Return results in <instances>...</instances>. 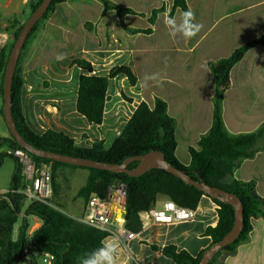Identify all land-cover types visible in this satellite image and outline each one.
<instances>
[{
    "label": "crops",
    "instance_id": "crops-1",
    "mask_svg": "<svg viewBox=\"0 0 264 264\" xmlns=\"http://www.w3.org/2000/svg\"><path fill=\"white\" fill-rule=\"evenodd\" d=\"M38 1L0 0L1 32L9 36L16 33ZM109 1L135 14L120 19L115 10L105 12L101 0H66L56 6L30 41L21 63L25 121L38 135L62 132L78 147L90 148L96 141L110 145L142 102L154 109L159 98L167 103L168 113L176 122L175 155L183 165L189 166L190 148H198L201 137L213 124L216 79L209 64L228 58L264 34V0H186L189 9L195 12L196 22L203 25L200 33L190 40L168 35L164 18L171 11V16L176 18L183 13L179 7L173 10L174 0ZM155 10L158 12L151 22ZM87 24L91 27L87 28ZM128 29L151 31L132 33ZM78 58L92 64L94 76L108 77L112 68L128 66L137 78L135 85L125 74L109 80L101 125L89 123L77 110L79 77L86 73L73 65ZM151 74H157L158 78L145 86L144 77ZM3 105L0 95V108ZM223 119L233 134L252 133L264 124L263 46L249 50L231 70V87L223 98ZM10 137L0 114V138ZM263 145L264 139L255 156L243 160L221 183L254 181L258 194L264 198ZM0 152H10L8 144H3ZM10 161L13 160L5 158L0 165V173L6 165L12 169L7 173V184L0 185V192L10 189L15 168L14 161ZM89 174L84 168L58 166L54 172L51 206L63 212L59 209L63 204L74 212V215L64 214L80 218L86 202L78 192L87 184ZM77 198L83 199V204L76 202ZM166 200L167 197L159 196L154 208L162 207ZM217 209L211 198L203 196L191 221L156 223L143 213L142 229L134 232V238L120 242L107 237L104 244L116 246L115 264H175L163 255L162 249L175 245L197 256L212 243L205 232L218 224ZM21 215L23 218L24 211ZM22 218L14 226L13 240L18 238ZM28 221L31 236L42 223L34 216H29ZM252 226L250 241L241 245L235 255L225 258L223 264H264V218L253 219ZM32 254L37 264L40 257L45 264L46 253L33 248Z\"/></svg>",
    "mask_w": 264,
    "mask_h": 264
},
{
    "label": "trees",
    "instance_id": "trees-1",
    "mask_svg": "<svg viewBox=\"0 0 264 264\" xmlns=\"http://www.w3.org/2000/svg\"><path fill=\"white\" fill-rule=\"evenodd\" d=\"M65 1H51L49 9L33 27L21 51L11 86V113L17 131L28 144L37 149L108 164H123L130 158L142 156L151 151H161L169 164L185 172L191 179L234 193L243 205L244 228L237 240L228 246L219 248L208 263L223 264L225 258L235 255L241 245L250 241V233L253 229L252 220L264 218V198L258 194L254 181L239 180L228 185L221 183L223 178L240 167L243 160L255 156L260 150L258 146L260 141L264 139V124L252 133L233 134L228 131L223 119V98L231 87V70L249 50L259 46L264 47V34L247 42L228 58L210 62V69L216 79L213 124L209 132L201 137L198 148H190L191 163L185 166L175 155L176 122L168 113L167 103L159 98L155 101L154 109H150L145 102H142L121 135L110 145H106L103 141H96L90 148L78 147L71 137L62 132L47 131L38 135L29 128L21 105V90L24 83L21 63L30 41L50 18L56 6ZM41 2L42 0H39L32 7V12ZM101 2L104 4L105 12L115 10L120 19L127 14H135L133 10L122 8L109 0H101ZM178 7L183 12L189 9L186 0H174L173 10ZM157 12L158 10L153 12L150 17L151 22H154ZM23 26L24 24L17 29L15 40ZM86 26L89 28L91 24ZM128 30L132 33L151 31L150 29ZM11 50L7 51L4 46L0 51V95L2 96L5 70ZM73 65L86 72L79 77L77 110L91 124L101 125L103 122L107 89L111 78L125 74L132 85L137 82L135 74L128 66H116L111 69L108 77H99L92 75L93 66L84 59H75ZM0 114L3 115V107L0 108ZM3 144H8L10 151L22 149L12 136L0 138V148ZM28 154L38 164H52L53 179L58 166L87 169L90 172L87 184L78 192L79 197L85 202L93 194L105 198L112 185L120 181L126 186V227L133 232H139L142 229L141 214L153 208L159 196H165L179 206L194 210L197 209L203 196L211 198L218 206V224L215 227H209L205 232L212 239L211 245L197 256L191 255L186 250H180L175 245L165 246L162 249L163 255L172 259L175 264H199L203 254L211 246L220 242L234 225L233 206L208 196L197 187L185 183L164 169H150L142 175L130 176L125 173L68 165ZM5 158H11L15 163V168L9 192L0 198V264H19L25 257L29 258V264H37L32 254L33 248L38 252L53 255V264H81L86 254L105 246L104 241L108 237L105 232L79 222L55 209L49 203L33 201L26 206V198L16 193L18 189L26 185L22 175V166L11 152H0V165ZM137 165L138 161H132L128 168L133 169ZM23 211L24 216L18 238L13 240L14 226ZM29 216L38 218L42 223L31 236L28 234Z\"/></svg>",
    "mask_w": 264,
    "mask_h": 264
},
{
    "label": "water",
    "instance_id": "water-1",
    "mask_svg": "<svg viewBox=\"0 0 264 264\" xmlns=\"http://www.w3.org/2000/svg\"><path fill=\"white\" fill-rule=\"evenodd\" d=\"M51 1L52 0H42L41 4L32 12V14L29 16V18L24 23V26L21 29L19 35L17 36L15 43L13 45V48L11 50V53L9 55L8 63H7L6 70H5V76H4L3 116L9 128L11 136L15 138V140L18 142V144L20 145L22 149L26 150L31 155L57 161V162H62L68 165L96 168V169L106 170V171H110L114 173H125L130 176L142 175L145 172L149 171L150 169H164L165 171L173 174L174 176L181 179L185 183L197 187L198 189L203 191L208 196L219 199L220 201L233 206L234 211H235V222H234L232 229L230 230L229 233H227L224 236V238L220 242L211 246L203 254L202 259L199 263V264H208L211 261V259L214 257V255L216 254L217 250L219 248L228 246L229 244L237 240L244 228L243 205H242L241 200L237 197V195H235L234 193L225 191L223 189L207 186L201 182L191 179L185 172L180 171L174 168L171 164H169L165 159L164 153L161 151H151L142 156L130 158L126 160L123 164H108V163L91 161V160H87L84 158L67 156V155H63L60 153H56V152H50L46 150L37 149L31 146L30 144H28L17 131V128L15 126L13 116L11 113L12 81H13L15 70H16L20 55H21V51L26 43V40L30 32L32 31L33 27L36 25V23L44 16V14L49 9ZM132 161H138V165L133 169H129L128 165ZM115 185L120 186L121 182L116 181ZM29 263H30V260L27 257L23 258L19 262V264H29Z\"/></svg>",
    "mask_w": 264,
    "mask_h": 264
},
{
    "label": "built area",
    "instance_id": "built-area-1",
    "mask_svg": "<svg viewBox=\"0 0 264 264\" xmlns=\"http://www.w3.org/2000/svg\"><path fill=\"white\" fill-rule=\"evenodd\" d=\"M0 33V44L4 39ZM19 160L22 166V175L25 187L16 193L23 195L26 201H41L51 205L53 198V174L51 164H38L23 149L10 151ZM0 192V198L8 194ZM145 214L156 223H173L176 221H191L195 217V210L177 205L167 199L160 208H151ZM79 222L105 232L120 242H126L135 237V233L126 227V186L112 185L105 198L93 194L86 202L84 214L77 218ZM45 264H53L54 256L46 253L43 259Z\"/></svg>",
    "mask_w": 264,
    "mask_h": 264
},
{
    "label": "clouds",
    "instance_id": "clouds-1",
    "mask_svg": "<svg viewBox=\"0 0 264 264\" xmlns=\"http://www.w3.org/2000/svg\"><path fill=\"white\" fill-rule=\"evenodd\" d=\"M163 22L170 37L180 36L185 40L196 37L203 27L202 24L196 22L195 12L191 9L184 11L179 18L168 15ZM157 78V74L146 75L143 82L147 86L149 81H154ZM116 253L115 245H105L90 254H86L81 264H115Z\"/></svg>",
    "mask_w": 264,
    "mask_h": 264
},
{
    "label": "rangeland",
    "instance_id": "rangeland-1",
    "mask_svg": "<svg viewBox=\"0 0 264 264\" xmlns=\"http://www.w3.org/2000/svg\"><path fill=\"white\" fill-rule=\"evenodd\" d=\"M0 33L3 35L1 39H4L3 44H0V45L2 46V45H4L7 42L4 46H6L7 51H10L12 49V44H13V42L15 40V33H13L12 36H9V34L5 33V32H0ZM9 37H11L10 40H9ZM10 162L13 163V161H10ZM9 170H11V172H12V169L9 167V165H6L4 167V169H3V171H1V173H0V185H3V184L6 185L7 184V182H8L7 181V179H8L7 178V173L9 172ZM81 170H83V169H81ZM76 202H78L80 204H83V199L77 198ZM25 203H26V206H27L31 202L30 201H26ZM60 207H62V208H59V209L62 210L63 212H65L66 214L71 215L73 213V215H74V212H71V210L66 208V206H63V204H60ZM20 217L22 218V215ZM20 222H22V219H21ZM31 225H33V223H31ZM38 261H39V264H42V258L41 257L38 259Z\"/></svg>",
    "mask_w": 264,
    "mask_h": 264
}]
</instances>
